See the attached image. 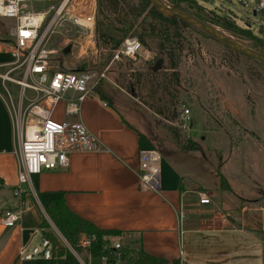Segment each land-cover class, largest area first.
Here are the masks:
<instances>
[{
	"label": "rangeland",
	"instance_id": "1",
	"mask_svg": "<svg viewBox=\"0 0 264 264\" xmlns=\"http://www.w3.org/2000/svg\"><path fill=\"white\" fill-rule=\"evenodd\" d=\"M163 1L174 9L173 0ZM52 2L35 3L34 8L36 11L46 10ZM180 6L188 11L186 13H195L201 17L217 18L223 15L242 28H246V24L250 23L253 34L264 39V15L254 16L249 8L236 0H188ZM150 21L159 24L153 18ZM210 25L244 46L251 47L249 39L233 35L219 26ZM13 27V22L0 19L1 38L10 40L0 41L2 51L9 58L6 62L12 61ZM171 28H176L181 34L177 40L180 42L179 52L182 54L178 68L181 86L179 89H171L170 94H164L165 89L159 87L158 94L151 96L149 88L138 84L140 74L147 72L146 69L155 58V54L144 46L136 57L123 58L113 63L111 59L101 72L97 70V66L101 62L100 53L103 49L98 47L97 43L96 48L87 49V55L79 58V61L81 59L87 64L94 74L106 73V78L98 87L113 101L124 118L155 139L156 145L163 152H181L176 149L175 129L180 133L179 141L185 143L183 138L192 139L199 147L189 151L194 153L195 161L181 163L180 160H174V164L183 170L185 187L193 189L198 185L204 186L210 190L213 203L219 207L230 206V210L235 211L241 206L242 225L258 229L257 247L254 245L256 241L244 239L245 232L239 234L225 231L224 234L205 242L208 250L214 252L219 249L227 252L228 256L238 251L240 256H224L227 264H264V63L233 51L194 27L180 24ZM133 38L135 37L127 39ZM77 62L75 56L68 54L55 57L51 66L57 68L62 64L63 68L74 70ZM171 72V69H166L165 74L156 75L155 84L165 82ZM13 76L22 79L19 73ZM122 78L124 82L119 81ZM123 85L131 86L134 93L128 92ZM111 90L113 93H110ZM25 94L29 98L34 95L30 90ZM0 97L8 110L12 111L13 108L19 107L21 88L10 82L3 85L0 81ZM156 100L161 102L158 104ZM145 102L154 105L157 103L158 106L166 103L170 109H176L178 117L167 120L146 106ZM26 104L27 100H24L23 106ZM185 108L190 111L189 120L182 117ZM58 110L61 111V108ZM221 176L225 178L226 186L222 185ZM251 234L255 238L256 234ZM58 238L65 246L75 251L63 238ZM34 242H30V248L34 247ZM112 242L114 243V239ZM81 255L88 256L85 253ZM94 259L90 264L101 263L100 258Z\"/></svg>",
	"mask_w": 264,
	"mask_h": 264
},
{
	"label": "crops",
	"instance_id": "2",
	"mask_svg": "<svg viewBox=\"0 0 264 264\" xmlns=\"http://www.w3.org/2000/svg\"><path fill=\"white\" fill-rule=\"evenodd\" d=\"M1 46L0 63H4L9 58ZM79 118L100 140L103 150L73 155L68 168L32 175L31 184L22 185L25 190L22 198H17L14 190L19 185L18 176L22 170L19 144L16 143L10 112L0 98V264H29L18 258L19 247L23 243L22 232L25 229L34 230L29 247L34 241L33 244L38 245L45 231L42 227L44 221L51 226L53 224L46 207L60 199L62 193L73 212L97 227L136 232L130 240H123L124 246L132 247L131 244L137 246L140 243L146 252L169 261L180 259V250L184 249L182 259L185 264H227V252L219 249L210 251L205 244L225 231L245 232L244 239L256 241L254 245L257 247L258 229L242 225L241 206L231 211L230 206L214 204L213 198L209 205H201L198 193L210 195V190L202 185L193 189L185 187L183 170L174 164V160L193 162L194 153L181 151L176 154L175 150L166 153L162 162L161 191L140 192L139 155L152 148L146 134L124 118L114 103L109 104L98 94L84 101ZM21 201L24 205L20 222L13 228L4 227L2 214L19 208ZM180 209L186 211L183 228L186 227L181 231L178 224ZM50 231L53 232V228ZM251 233L256 234L255 238ZM69 249L81 264H90L95 260ZM237 252L228 257L240 256ZM118 262L123 264L120 260L111 264ZM44 264H66L65 257L45 260Z\"/></svg>",
	"mask_w": 264,
	"mask_h": 264
},
{
	"label": "built area",
	"instance_id": "3",
	"mask_svg": "<svg viewBox=\"0 0 264 264\" xmlns=\"http://www.w3.org/2000/svg\"><path fill=\"white\" fill-rule=\"evenodd\" d=\"M45 1H53V4L46 10L36 11L34 4ZM236 1L249 8L254 16L264 15V0ZM95 17L96 0H0V18L14 24L12 61L0 63V69H4L0 70V81L3 85L10 82L21 88L19 107L9 110L22 166L18 176L19 185L14 190L17 198H22L25 193L22 185L31 184L32 175L68 168L73 155L103 150L100 140L79 117L82 104L96 94V88L106 78V73H97V77L87 64L85 72H74L63 68L62 64L57 68L51 66V61L65 55L64 50L69 46V54L78 59L76 68L84 65L79 58L87 55V49L96 48ZM142 48L137 38L126 39L115 51L112 63L136 57ZM16 73L21 74L22 79L13 76ZM27 90L34 94L33 97L26 96ZM24 100H27L26 106H23ZM189 113L185 108L182 112L184 120H189ZM162 162V154L153 147L140 153V192L161 191ZM198 197L201 205L211 203V197L206 192H199ZM23 205L21 201L19 208L6 210L2 214L4 227L18 225ZM185 219L186 214L180 209V231ZM51 228L56 236L63 238L55 225L52 224ZM113 239L114 249H120V238ZM94 240L95 237L82 236L79 246L89 248ZM63 241L68 244L64 238ZM183 254L181 249L180 264H185ZM18 258L21 262L51 260L53 244L45 237L32 248L29 247V241L22 243ZM100 261L101 264H108L109 259L102 256Z\"/></svg>",
	"mask_w": 264,
	"mask_h": 264
},
{
	"label": "trees",
	"instance_id": "4",
	"mask_svg": "<svg viewBox=\"0 0 264 264\" xmlns=\"http://www.w3.org/2000/svg\"><path fill=\"white\" fill-rule=\"evenodd\" d=\"M186 1L188 0H173V8L188 12L180 6L182 2ZM192 15L205 23L219 26L233 35H239L240 37L249 39L251 42L250 48L264 54V39L255 36L250 29L237 26L233 20L223 15H219L217 18H211L209 16L201 17L195 13H192ZM151 18L159 22V24L157 25L150 21ZM0 19L9 21L2 18ZM95 24L96 41L98 47L103 49V52L100 53L101 62L97 66L98 71L101 72L104 69L114 56L115 51L120 48L127 38L135 37L148 51L155 54L153 63L146 69L147 72H145V74H140L145 78L142 79L140 76L138 84L144 86L146 89L149 88L151 96H156L158 94V90H160L158 89L159 87L165 89L164 94L169 93L171 89H179L181 86V75L178 68L182 52H179L181 48L180 42L177 39L181 37V34L178 33L176 28L173 30L171 27L180 24L183 26H191L190 24L177 18L168 19L163 17L152 4L151 0H97ZM194 28L197 29L196 27ZM197 30L204 33L199 29ZM1 35L0 32V41L4 40L10 42L7 38H1ZM3 35L7 36L5 33H3ZM206 35L209 36L208 34ZM58 69L61 68L58 67ZM166 69L172 70L169 79L167 78L165 81L166 83L161 82L155 84L154 77L160 73H164ZM119 81L124 82L123 78ZM124 88L127 89L128 92L134 93L131 86H124ZM96 94H98L102 100L108 101L109 104L113 103L100 87L96 88ZM156 102L159 104L161 100H156ZM158 104L156 103L154 105L145 102L146 106L167 120H173L178 117L176 109H170L166 103H163L162 106H158ZM174 132V139L177 140L176 149L181 151L199 149L198 145L190 138H183L185 143H183L182 140L179 141L180 133L177 129H175ZM146 137L152 147L162 154V157L166 156V153L171 151L163 152L156 145L155 139L148 135H146ZM220 178L222 185L226 186L225 178L223 176ZM0 183H2L1 178ZM180 191H183L182 187H180ZM46 213L64 239L78 254L85 253L93 258L107 256L109 259L108 264L114 263L117 260H120L123 264H180L179 259L169 261L146 252L140 243H138L137 246L135 243L131 244L132 247L124 246L122 244L123 240H130V237L136 234V232L101 229L97 227L94 223L79 216L67 206L64 193L61 194L60 199L52 201L47 205ZM42 227L45 230L43 237L50 239L53 244V258L65 257L66 264H81L71 250L59 240L58 236L50 231L51 225L48 221H44ZM82 236L95 237V240L91 243L89 248H82L79 246ZM115 237H119L121 241V248L117 250L114 249L112 242V239ZM29 264H44V261L35 260L29 262Z\"/></svg>",
	"mask_w": 264,
	"mask_h": 264
},
{
	"label": "water",
	"instance_id": "5",
	"mask_svg": "<svg viewBox=\"0 0 264 264\" xmlns=\"http://www.w3.org/2000/svg\"><path fill=\"white\" fill-rule=\"evenodd\" d=\"M152 4L156 7L157 11L165 18L171 19V18H177L179 20H182L191 26L196 27L197 29L203 31L204 33L208 34L210 37L216 39L217 41L221 42L228 48L232 49L233 51L252 58L254 60H257L261 63H264V54H261L257 51H254L243 44L237 42L236 40L232 39L231 37L226 36L222 32H220L216 27L203 22L202 20L198 19L197 17L193 16L192 14L171 9L166 5V3L163 0H151ZM246 28L250 29L251 24L247 23ZM71 52V47H67L64 50V54L67 55ZM87 70V65H81L75 68L74 72H85ZM34 233V230L25 229L22 232V242L23 244L28 243L31 234Z\"/></svg>",
	"mask_w": 264,
	"mask_h": 264
}]
</instances>
